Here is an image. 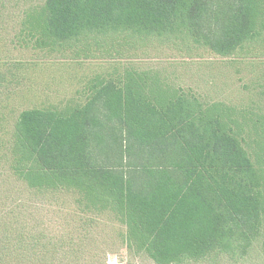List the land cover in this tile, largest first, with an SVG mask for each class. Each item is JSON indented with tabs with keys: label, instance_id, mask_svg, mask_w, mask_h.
<instances>
[{
	"label": "trees",
	"instance_id": "16d2710c",
	"mask_svg": "<svg viewBox=\"0 0 264 264\" xmlns=\"http://www.w3.org/2000/svg\"><path fill=\"white\" fill-rule=\"evenodd\" d=\"M24 13L26 45L47 51L98 36L188 41L223 57L264 45V0H45ZM88 89L84 103L19 114L15 176L76 192L84 213L112 215L127 248L155 264L247 256L264 230V116L206 104L153 71L125 68ZM3 217L0 264H26L23 235Z\"/></svg>",
	"mask_w": 264,
	"mask_h": 264
},
{
	"label": "rangeland",
	"instance_id": "374dc122",
	"mask_svg": "<svg viewBox=\"0 0 264 264\" xmlns=\"http://www.w3.org/2000/svg\"><path fill=\"white\" fill-rule=\"evenodd\" d=\"M44 1L0 0V215L23 235L26 264L66 256L85 264H155L127 248L125 227L112 215L84 213L76 192L31 190L15 176L9 149L16 120L33 107L84 103L96 78L125 68L159 73L168 86L206 104L264 116V45L223 57L188 41L98 36L63 49H34L21 25L24 11ZM182 264H264V230L247 256L215 254Z\"/></svg>",
	"mask_w": 264,
	"mask_h": 264
}]
</instances>
